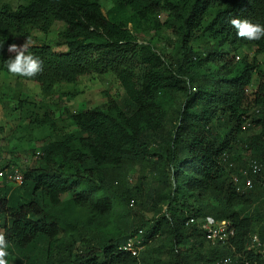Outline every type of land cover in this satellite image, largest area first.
Wrapping results in <instances>:
<instances>
[{
  "label": "trees",
  "instance_id": "trees-1",
  "mask_svg": "<svg viewBox=\"0 0 264 264\" xmlns=\"http://www.w3.org/2000/svg\"><path fill=\"white\" fill-rule=\"evenodd\" d=\"M111 1L105 12L100 0H0V70L18 76L13 109L43 141L37 165L23 172L24 186L0 187V264L9 254L17 264H144L163 223L175 245L169 264H218L228 256L231 264H264V170L243 194L233 179L247 167L239 145L264 164V69L257 59L264 56V0ZM58 22L67 50L34 44L11 51ZM164 30L177 35L169 63L153 41L140 42L141 33ZM111 72L123 102L106 93L105 105L65 108L75 130L63 129L64 113L20 99L22 79L54 98L55 85ZM255 75L260 81L248 94ZM163 98L176 99L169 110ZM250 116L259 130L244 137ZM224 152L233 166L221 161ZM137 168L153 182L147 194L129 182ZM116 198L136 218L115 220L104 234L100 221ZM189 215L228 221L227 244L207 242L197 224H186ZM140 228L147 246L135 255L124 251Z\"/></svg>",
  "mask_w": 264,
  "mask_h": 264
},
{
  "label": "rangeland",
  "instance_id": "rangeland-1",
  "mask_svg": "<svg viewBox=\"0 0 264 264\" xmlns=\"http://www.w3.org/2000/svg\"><path fill=\"white\" fill-rule=\"evenodd\" d=\"M103 4V10L106 12L110 7H112L113 2L111 0H100ZM166 14L162 13L160 16L161 20L165 19ZM64 28V24L58 22L55 24V27L50 30L48 33L36 32L33 35V38L27 41L19 42L12 49V51L21 50L30 45L34 44H47L53 47L56 52L67 50L64 45V41L60 38L59 32ZM140 42L142 43H151L152 41L155 43V49L158 53H161L166 62H172L174 56L176 55V39L177 35L172 31L164 30L160 35L156 36L154 32L151 33H141L140 34ZM261 69H264V61L260 59ZM16 80L17 77L6 73L0 72V168H4V166L8 168H18L23 172L25 170H29L36 165V153L41 150L42 140L39 139L40 133H37L36 128H31L22 120V113L19 110L13 109L16 106ZM259 78L257 76L254 77L252 81V85L249 86L248 90L251 93L254 91L255 85L258 83ZM38 86L34 84H27V82L23 83V99H30L37 101L42 104V107L49 108L52 110H56L58 116L64 113L65 124L63 129L65 131L75 130L69 118L65 114V108H69L73 111H83L89 108H96L100 105H105L108 103V98L105 96L106 93L110 94V96L117 100L118 102H123L126 93L117 76L113 73H108L106 75H88L82 77L78 80L76 85L73 84H59L55 86V95L54 98L43 96L40 98V93L38 92ZM72 89H77L78 94L74 98L70 97H62L58 99V95L63 91H68ZM25 91L28 94H25ZM165 97V96H164ZM179 98L178 95H176ZM176 100V99H175ZM175 100H170L168 102L167 99L163 98V106L166 109H170L174 105ZM168 131V126L165 129ZM259 129L255 127H251L246 130L243 136H249L254 134ZM245 139V138H244ZM35 148V150H33ZM251 150L242 149L241 145L238 146L237 155L241 158L242 161L250 158ZM263 164V163H262ZM13 166V167H12ZM264 168V164H263ZM262 169L260 173L263 171ZM142 170L137 168V171L134 172L131 170L129 175V182L134 185H141L144 190L143 193L147 194L148 191L151 190V185L153 182L147 178L143 174H141ZM140 176V177H138ZM143 178V179H142ZM0 183H2L0 181ZM3 184L10 187L11 184L13 188L18 187L15 183L7 184L6 181H3ZM67 196L66 198H68ZM64 198V199H66ZM255 200V199H253ZM252 200L251 207L254 205H258V202L254 204L255 201ZM117 198L114 209L105 216L107 219H102L100 222L104 223L103 229L105 233H110L111 230H114L116 227L115 220H129L130 224L134 223V215H128L127 211H122L124 205L121 203L117 205ZM236 208H239V205H236ZM165 209V208H164ZM264 212V211H263ZM84 214V213H83ZM72 221L79 219V216L74 215ZM83 219V216H82ZM261 219V217L259 218ZM99 222V223H100ZM71 230V228H70ZM173 236H171V232H168L167 225L163 223V228L158 232L157 237L151 240L149 243L150 247L147 253H144L146 257H143L144 264H169L170 256L168 255L170 249L175 247L173 244ZM147 261H145V259ZM10 263L15 264L14 259H10Z\"/></svg>",
  "mask_w": 264,
  "mask_h": 264
},
{
  "label": "built area",
  "instance_id": "built-area-1",
  "mask_svg": "<svg viewBox=\"0 0 264 264\" xmlns=\"http://www.w3.org/2000/svg\"><path fill=\"white\" fill-rule=\"evenodd\" d=\"M228 153L221 155V160L227 163L229 166H232L233 163L229 161ZM261 163L255 159L250 160L248 163V169L242 171V182L239 183L237 177L233 179L237 182L238 193H244L245 191L251 190L254 188L255 180L254 175H257L261 171ZM135 200H132L130 207H134ZM186 224H197L204 235V238L211 245H224L227 244L229 236L232 234L233 229L232 225L226 221H218L212 217H200L195 215L188 216ZM147 239H145V230L140 228L134 235H132L129 240L123 245L122 249L131 253L133 255L139 254L147 246ZM252 242L258 243L256 236H252ZM231 258L228 256L225 259H222L218 264H231Z\"/></svg>",
  "mask_w": 264,
  "mask_h": 264
},
{
  "label": "clouds",
  "instance_id": "clouds-1",
  "mask_svg": "<svg viewBox=\"0 0 264 264\" xmlns=\"http://www.w3.org/2000/svg\"><path fill=\"white\" fill-rule=\"evenodd\" d=\"M17 44H19V43H17ZM36 45V44H35ZM16 47V46H15ZM14 48V47H13ZM12 48V49H13ZM67 48V47H66ZM12 49H11V51H12ZM20 50V49H19ZM22 50V49H21ZM20 50V51H21ZM55 50V49H54ZM17 51V50H16ZM246 51L249 53V54H254L253 52L255 51V48L254 47H252V48H250V49H246ZM14 52V51H13ZM239 53L235 56V60H238L239 59ZM257 59H258V61H260V59H262L263 61H264V56H263V54H258L257 55ZM260 63V62H259ZM6 72V73H9V72H7V71H5V70H0V72ZM111 73H113V72H111ZM9 74H12V75H14V73H9ZM113 74H115V73H113ZM14 76H16V75H14ZM255 76H257V75H255ZM17 77V80H18V76H16ZM258 77V76H257ZM16 80V81H17ZM119 80V79H118ZM254 80V79H253ZM259 81H260V78H259ZM22 87H21V96H20V99L22 100V94H23V83L24 82H27V84H34V85H36V86H38L37 88H38V92L40 93V98L41 97H43V96H45V95H43L42 94V92H41V89H40V86L38 85V84H36L34 81H31V80H26V79H22ZM62 84V83H61ZM64 84H73V83H64ZM74 85V84H73ZM76 85V84H75ZM252 85V83L249 85V86H251ZM55 86H58V85H55ZM249 86L245 89V92H247L248 94H250V92H249V90H248V88H249ZM257 86H258V83L255 85V88H254V91L256 90V88H257ZM15 88H16V91H17V85L15 86ZM254 91H252L251 93H253ZM25 94H28L26 91H25ZM15 95H16V92H15ZM47 97V96H46ZM49 97V96H48ZM16 98V97H15ZM51 98V97H50ZM27 99V98H26ZM52 99V98H51ZM16 100H17V98H16ZM27 100H29V101H34V100H30V99H27ZM34 102H36L38 105H40V106H42V104L41 103H39V102H37V101H34ZM16 105H17V101H16ZM49 109V108H48ZM89 109H91V108H89ZM16 110H18V109H16ZM52 110V109H51ZM55 111V113H56V116L57 117H60L61 115H59L58 116V114H57V112H56V110H54ZM22 113V112H21ZM256 113L257 114H259L260 113V109L258 108L257 110H256ZM251 118H252V116H250V118H246V120H245V122L243 123V128H245L246 130H248L246 127H255V126H253L254 124L253 123H251ZM255 128H257V127H255ZM257 132H255L254 134H256ZM251 135H253V134H251ZM42 144L43 143H41V150H39V151H37L36 153H34V154H36V161L40 158V156L43 154V151H42ZM33 150H35V148H33ZM224 153H227V152H224ZM223 153V154H224ZM229 154V153H228ZM228 157H229V161H231L230 160V154L228 155ZM220 159H221V156H220ZM250 160H252V159H247L246 160V162H247V167L246 168H244V170L245 169H248V163L250 162ZM222 161V160H221ZM223 162V161H222ZM232 163H233V161H231ZM36 165H37V163H36ZM225 165H228L227 163H225ZM233 165H234V163H233ZM232 165V166H233ZM262 165V164H261ZM229 166V165H228ZM13 167V166H12ZM34 167V166H33ZM244 170H242V171H244ZM242 171L240 172L241 173V176H240V178H242ZM234 177H237V176H234ZM240 178H238L237 180H238V182L239 183H241L242 182V180L240 179ZM255 180V179H254ZM0 181L2 182V183H0V187H5L6 185L5 184H3V181H6V183L7 184H10V183H15V184H17L18 185V187H16V188H13L12 187V185L10 184L9 186L12 188V189H17V188H20V187H22V186H24V174H23V171L22 170H19L18 168H8V167H6V166H4V168H0ZM237 183V182H236ZM6 187H8V186H6ZM238 191V190H237ZM248 191H250V190H248ZM241 194H243V193H241ZM131 203V202H130ZM130 206V205H129ZM135 206V205H134ZM131 208H134V207H131ZM190 216V215H189ZM188 218V217H187ZM0 226H1V224H0ZM4 232H5V229L3 228V227H0V233L2 234H4ZM1 247H2V243H1V240H0V249H1ZM11 257H12V259H14V261H15V264H17V260H16V257H14V256H10V254L8 255V261H7V263L6 264H12V263H10V259H11Z\"/></svg>",
  "mask_w": 264,
  "mask_h": 264
}]
</instances>
